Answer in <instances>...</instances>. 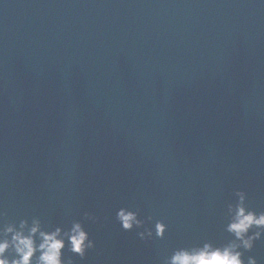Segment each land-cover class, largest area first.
Listing matches in <instances>:
<instances>
[{
	"label": "water",
	"instance_id": "obj_1",
	"mask_svg": "<svg viewBox=\"0 0 264 264\" xmlns=\"http://www.w3.org/2000/svg\"><path fill=\"white\" fill-rule=\"evenodd\" d=\"M236 191L264 212V2L0 0L6 222H80L96 246L75 264H164L232 239ZM122 207L164 239L123 231Z\"/></svg>",
	"mask_w": 264,
	"mask_h": 264
},
{
	"label": "clouds",
	"instance_id": "obj_2",
	"mask_svg": "<svg viewBox=\"0 0 264 264\" xmlns=\"http://www.w3.org/2000/svg\"><path fill=\"white\" fill-rule=\"evenodd\" d=\"M235 197L236 202L228 205L230 219L225 231L232 237L228 243L215 246L206 242L202 246L179 248L165 258L164 264H245L244 252L251 251L255 242L264 238V212L247 206L245 192L236 191ZM5 216L0 212V221H4L0 223V264H75L71 257L65 260V250L84 260L96 246L80 222H73L67 230L56 227L46 231L39 217L30 222L21 219L16 224L6 222ZM84 218L94 223L98 220L89 213ZM115 218L125 232L144 229L137 232L140 240H151L153 236L163 240L167 232V225L160 220L155 222L154 231L145 228L139 213L129 208H119ZM148 221H152L151 216ZM247 264H257L256 258L249 256Z\"/></svg>",
	"mask_w": 264,
	"mask_h": 264
}]
</instances>
